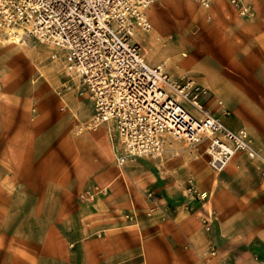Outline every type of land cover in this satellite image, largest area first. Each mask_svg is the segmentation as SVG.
<instances>
[{"label": "rangeland", "instance_id": "rangeland-1", "mask_svg": "<svg viewBox=\"0 0 264 264\" xmlns=\"http://www.w3.org/2000/svg\"><path fill=\"white\" fill-rule=\"evenodd\" d=\"M224 1L226 19L212 4L156 0L151 30L136 38L150 63L204 82L210 98L242 86L264 103V0ZM9 37L0 26V264H151L150 254L157 264H217L224 246L233 256L246 244L248 213L264 210L255 159L238 152L218 172L206 141L168 137L150 161L135 156L120 167L62 51ZM237 154L246 169L227 172ZM140 163L164 176L165 190ZM167 190L184 200H164ZM178 219L201 234L200 251Z\"/></svg>", "mask_w": 264, "mask_h": 264}, {"label": "built area", "instance_id": "built-area-1", "mask_svg": "<svg viewBox=\"0 0 264 264\" xmlns=\"http://www.w3.org/2000/svg\"><path fill=\"white\" fill-rule=\"evenodd\" d=\"M155 1L0 0V26L62 51L80 93L94 103L92 126L113 122L120 167L131 157L158 155L173 137L190 145L207 141L218 172L236 153L246 152L264 177V149L254 145L246 128L235 130L214 113L205 101L208 88L147 60L136 34L151 30L147 9ZM196 1L209 7L213 0Z\"/></svg>", "mask_w": 264, "mask_h": 264}, {"label": "crops", "instance_id": "crops-1", "mask_svg": "<svg viewBox=\"0 0 264 264\" xmlns=\"http://www.w3.org/2000/svg\"><path fill=\"white\" fill-rule=\"evenodd\" d=\"M226 6L227 3L224 0H213L211 9L213 8L212 10L217 12V16L220 19H226V16L229 12H226ZM142 32L144 31L139 30L136 36ZM198 81L203 85H206L204 82L200 80ZM216 93L218 99H215V97L210 98V95H208L205 99V101L211 107L214 113L218 117H220L228 126L235 130H238L240 128H246L248 131L250 130V134L255 137V146L257 148L264 149V103L255 100V96H257L258 93H255L254 91L248 88H244L242 86H234L232 92L228 88L218 87ZM85 97L91 103L92 114H94L93 101L88 96ZM219 100L223 101L224 106H221L218 103ZM224 108L228 109L230 113L226 114L224 112ZM95 129L99 130L98 132L101 136L104 134V132L109 133L114 152H117L118 154L120 142L119 136L115 130L113 122H104ZM88 138H94L93 134L88 135ZM138 158L150 161L149 158H147L146 156ZM245 164L246 162L243 159V155L237 154L233 158L229 168L227 169V172L228 170L237 171L239 169L243 171L244 169H246ZM252 164L255 166H253ZM252 164L250 165L252 169H257V171H255L257 181L259 180L260 182H264V178L261 176L262 174L258 169V163L252 162ZM140 165L144 167L145 176L156 179V182H154L153 187L158 186L160 192L166 189V186H162V184H164V182H162L164 181V176H162L160 173H157V175L155 171L146 164L140 163ZM124 167H126V164ZM226 177L227 175L225 174L224 180L226 179ZM166 192L167 195L163 196V199L166 201H170L172 203L174 202L175 204V202L184 200L183 197H177V195L173 194L172 192H169L168 190ZM240 214L241 213L234 212V215ZM248 215L253 216V219L252 221H250L248 226L250 231L254 232V234L250 236L246 244L242 248H240L238 252H233V256H227V254H229L230 248L224 246L222 250L218 251L217 264H264V220L258 219L264 217V210L256 207V209L252 210V212H249ZM177 224L181 227L182 232L185 235L186 241L189 242L192 248H194L196 251H200V249H198L200 245L198 244H200V239H202L201 234H199L198 231H194L195 229H193L192 225L186 220L178 219ZM156 259L154 255H149V261L151 262V264H157ZM178 259H176V264H188L185 260L180 261Z\"/></svg>", "mask_w": 264, "mask_h": 264}, {"label": "bare ground", "instance_id": "bare-ground-1", "mask_svg": "<svg viewBox=\"0 0 264 264\" xmlns=\"http://www.w3.org/2000/svg\"><path fill=\"white\" fill-rule=\"evenodd\" d=\"M10 40L14 42H28V39H21L19 38V34H11V37H9ZM164 65V64H163ZM169 139V138H168Z\"/></svg>", "mask_w": 264, "mask_h": 264}]
</instances>
